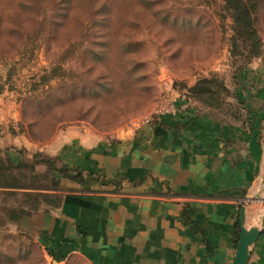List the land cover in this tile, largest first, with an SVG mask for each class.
Segmentation results:
<instances>
[{"label": "rangeland", "instance_id": "rangeland-1", "mask_svg": "<svg viewBox=\"0 0 264 264\" xmlns=\"http://www.w3.org/2000/svg\"><path fill=\"white\" fill-rule=\"evenodd\" d=\"M263 60L264 0H0V159L19 166L0 180L30 192L0 193V264H81L9 220L54 206L30 188L59 176L43 151L56 135L114 142L176 100L232 118L237 79ZM254 194L249 223L264 207Z\"/></svg>", "mask_w": 264, "mask_h": 264}, {"label": "crops", "instance_id": "crops-1", "mask_svg": "<svg viewBox=\"0 0 264 264\" xmlns=\"http://www.w3.org/2000/svg\"><path fill=\"white\" fill-rule=\"evenodd\" d=\"M235 89L244 101L232 118L186 105L114 142L59 133L43 151L79 176L59 175L57 204L18 228L56 261L231 264L239 204L264 168V60ZM246 264H264V231Z\"/></svg>", "mask_w": 264, "mask_h": 264}, {"label": "water", "instance_id": "water-1", "mask_svg": "<svg viewBox=\"0 0 264 264\" xmlns=\"http://www.w3.org/2000/svg\"><path fill=\"white\" fill-rule=\"evenodd\" d=\"M260 190L264 189V168L260 174L259 178ZM256 198L255 194L249 196V198H244V203L239 207L237 224H238V235L235 244L234 254L231 264H246L249 252L256 241L257 237L264 230V207L261 210L258 218L251 224H246L245 214L249 209V203ZM52 262H54L52 260Z\"/></svg>", "mask_w": 264, "mask_h": 264}, {"label": "trees", "instance_id": "trees-1", "mask_svg": "<svg viewBox=\"0 0 264 264\" xmlns=\"http://www.w3.org/2000/svg\"><path fill=\"white\" fill-rule=\"evenodd\" d=\"M238 101V100H237ZM239 104H242V101H238ZM237 114V113H235ZM235 114H233V116H235ZM16 167H19L18 165H13L9 162L8 159H0V179L3 178L4 175H10V171L11 169H14ZM75 171V176L70 175L68 172L69 171ZM57 173H59V175L61 176H66V177H71V178H78L79 176V172H77V170H75L74 168H67L65 167L63 164H61L60 168L56 170ZM52 172V171H51ZM52 181H53V185L45 187V188H30L31 191H35L33 194L34 197L39 196L41 197V195L43 196V193L41 194V192H46V193H52L54 194V192L58 189V177L57 176H52ZM12 180L11 181H1L0 180V193L6 192V193H14V192H18V193H25V195L30 196V192H25L24 190L29 189V187H25L22 186L20 183L16 182L15 179H13V177L11 176ZM56 184V185H55ZM17 190V191H15ZM55 195V194H54ZM57 204V199L55 198L54 200V205ZM33 208H36V204L33 205ZM27 215L26 212L22 209H19L18 212L16 213L15 216H11V218L9 219L11 222L15 221L16 224H18L20 222V220L23 218V216ZM264 231V230H263ZM262 231V232H263ZM261 232V233H262Z\"/></svg>", "mask_w": 264, "mask_h": 264}, {"label": "built area", "instance_id": "built-area-1", "mask_svg": "<svg viewBox=\"0 0 264 264\" xmlns=\"http://www.w3.org/2000/svg\"><path fill=\"white\" fill-rule=\"evenodd\" d=\"M185 108H186V102L184 100H180L177 103H175V101H169L165 103L162 108L155 111L150 117L145 118L142 124H145V125L149 124L154 117H157L161 114L171 115V114H174L176 111L184 110ZM243 203H244V200L239 205L241 206Z\"/></svg>", "mask_w": 264, "mask_h": 264}]
</instances>
